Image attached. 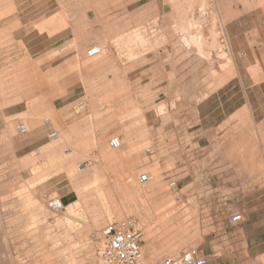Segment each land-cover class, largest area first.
Returning a JSON list of instances; mask_svg holds the SVG:
<instances>
[{
    "label": "rangeland",
    "instance_id": "374dc122",
    "mask_svg": "<svg viewBox=\"0 0 264 264\" xmlns=\"http://www.w3.org/2000/svg\"><path fill=\"white\" fill-rule=\"evenodd\" d=\"M263 116L264 0H0V264H103L100 231L124 220L143 264H264L234 199L264 191Z\"/></svg>",
    "mask_w": 264,
    "mask_h": 264
},
{
    "label": "built area",
    "instance_id": "2783aa9c",
    "mask_svg": "<svg viewBox=\"0 0 264 264\" xmlns=\"http://www.w3.org/2000/svg\"><path fill=\"white\" fill-rule=\"evenodd\" d=\"M100 53L99 47H93L88 51L90 56H96ZM84 104L79 103L76 107L77 112L84 110ZM18 130L22 133L27 131L24 124L18 125ZM61 132L54 130L49 134L50 138H58ZM110 145L114 148L121 146L119 138H113ZM147 152L151 150L146 149ZM150 175L143 173L139 176V181L147 182ZM50 205L55 210H63L64 203L61 199H54ZM243 221L241 214L232 216L231 223L238 224ZM103 239L98 246V254L103 264H143L142 262V235L143 231L135 220H124L119 222H111L103 229ZM156 264H207L205 256L199 254L196 249H190L178 256L168 257Z\"/></svg>",
    "mask_w": 264,
    "mask_h": 264
},
{
    "label": "bare ground",
    "instance_id": "6f19581e",
    "mask_svg": "<svg viewBox=\"0 0 264 264\" xmlns=\"http://www.w3.org/2000/svg\"><path fill=\"white\" fill-rule=\"evenodd\" d=\"M143 27V26H142ZM185 27V26H184ZM188 27V26H187ZM186 27V28H187ZM185 28V29H186ZM201 28V27H200ZM183 28H181V30H182ZM201 30V29H200ZM183 31V30H182ZM189 31V30H188ZM189 33V32H188ZM198 33V32H197ZM192 34V33H191ZM204 36V35H203ZM186 37H188V36H186ZM139 38H141V37H139ZM184 38V37H183ZM205 38V37H204ZM193 39V38H192ZM191 39V40H192ZM132 40H134V39H132ZM206 41V40H205ZM201 42H202V39H201ZM210 42V41H209ZM144 43V42H143ZM202 43H204V42H202ZM206 45V44H205ZM99 47V46H98ZM100 48V47H99ZM104 48V47H103ZM129 48V47H128ZM188 48V47H187ZM214 48V47H213ZM102 50V49H101ZM198 50V49H197ZM211 50V49H210ZM200 53H203L204 51H203V49H202V51H201V49H200V51H199ZM147 53V52H146ZM200 53H198V54H200ZM100 54H102V53H100ZM216 54V53H215ZM103 56V55H102ZM200 56H201V54H200ZM203 56V55H202ZM212 56V55H211ZM98 57V56H97ZM98 60V59H97ZM100 60V59H99ZM196 60V59H195ZM198 60V59H197ZM219 62V61H218ZM202 64V63H201ZM216 64V63H215ZM204 65H206V63L204 64ZM209 66V65H208ZM203 67H205V66H203ZM215 67V66H214ZM210 69H212V68H210ZM220 69V68H219ZM222 69V68H221ZM213 70V69H212ZM216 71V70H215ZM212 72H214V70L212 71ZM218 73V72H217ZM215 74V73H214ZM62 135V134H61ZM122 147V146H121ZM120 148V147H119ZM96 173V172H95ZM96 178H97V175H96ZM108 178V177H107ZM113 178V177H112ZM97 182V181H96ZM94 183H92V184H90V185H92L94 188V190H93V193H96L95 194V196L96 197H104L103 198V201H104V199H105V202H106V200H107V202H106V205H107V208H112L113 206H115L114 205V203H113V201H112V199H113V197H112V199H111V201H109L108 199L111 197L110 195H111V189H110V187L113 185H110V187L108 188L107 187V189H109L108 191H106L105 190V188H104V185H99V183H97L96 185H93ZM109 185V184H108ZM107 185V186H108ZM118 185V184H117ZM120 185V184H119ZM89 186V185H88ZM121 186V185H120ZM86 187V186H85ZM115 187V186H114ZM113 187V188H114ZM123 187V186H122ZM87 188V189H86ZM85 189V191H87L88 189H89V191L91 190L90 189V187L88 188V187H86ZM112 188V187H111ZM127 188V187H126ZM97 189V190H96ZM121 189V188H120ZM119 189V190H120ZM96 190V191H95ZM124 190V189H123ZM121 191V190H120ZM120 191H118V193L120 194ZM109 192V193H108ZM90 193H92V191H90ZM89 194V193H88ZM79 195L82 197L83 196V192L82 191H79ZM85 195V194H84ZM87 195V194H86ZM90 195H92V194H90ZM89 195H87V197H88ZM92 197V196H91ZM91 197H90V199H91ZM93 197H94V195H93ZM119 197V196H118ZM83 198V197H82ZM95 198V197H94ZM117 198V197H116ZM93 199V198H92ZM98 199V198H97ZM52 200H54V199H52ZM89 201V200H88ZM99 201V200H98ZM146 201V200H145ZM147 201H150V199L148 198L147 199ZM51 202V201H50ZM109 202V203H108ZM121 202V201H120ZM132 202V201H131ZM81 203V202H80ZM113 203V204H112ZM121 203H123V202H121ZM144 203V202H143ZM50 204V203H49ZM78 204V203H77ZM76 204V206H80V205H77ZM86 204V203H85ZM94 204V203H93ZM150 204V203H149ZM44 205V204H43ZM144 205V204H143ZM84 206H86V205H84ZM100 206H102V205H100ZM148 206V205H147ZM73 207V206H72ZM103 207V206H102ZM96 208V207H95ZM98 208V207H97ZM69 209V208H68ZM77 209V208H76ZM75 209V210H76ZM99 209V208H98ZM119 209V208H118ZM71 210V213H72V211H73V209H70ZM78 210V209H77ZM92 210H95V209H93L92 208ZM109 210H111V209H109ZM114 211V210H113ZM120 211V210H119ZM123 211H125V210H123ZM70 212V211H69ZM77 212V211H76ZM89 212V211H88ZM176 212V211H175ZM106 213H107V215H108V212H107V210H106ZM114 212H112L111 214H113ZM123 213V212H122ZM121 213V214H122ZM49 214V213H48ZM119 214V213H118ZM158 214V220H159V224L160 225H164L165 223H169V222H171V220L174 218V221L177 219V221H175L176 222V225L178 226V225H182V224H184V223H186L187 222V219L184 217V215L183 214H178V213H173V212H171V211H169V210H164V211H162V212H158L157 213ZM95 215V214H94ZM103 215H105V214H103ZM107 215H105V216H107ZM93 217V216H92ZM109 217V216H108ZM96 218V217H95ZM103 218V217H102ZM59 221V219L57 218V219H55V221ZM95 221L97 220V219H94ZM97 222H98V220H97ZM149 225V224H148ZM146 233H147V236H148V238H149V236H151V230L149 229V228H147L146 229ZM100 232H102V231H100ZM151 251V250H150ZM153 252H154V250H153ZM148 259H149V257H148ZM154 261V259H150V260H147V263L148 264H151L152 262Z\"/></svg>",
    "mask_w": 264,
    "mask_h": 264
},
{
    "label": "crops",
    "instance_id": "0c3cea01",
    "mask_svg": "<svg viewBox=\"0 0 264 264\" xmlns=\"http://www.w3.org/2000/svg\"><path fill=\"white\" fill-rule=\"evenodd\" d=\"M257 85V83H254V87H256ZM248 104L249 108L253 110L254 120L256 121V117L258 116L256 114V103L252 104L249 102ZM258 121L264 122V116L258 119ZM247 168L255 169L256 164H250L249 162L247 164ZM234 199H236L237 201H245L247 204L246 209L248 210L249 222L247 221V224L244 228H264V191H261L260 188L257 190V188L254 187L253 189H249L248 191L239 193L236 197H234ZM260 202H262V204ZM253 217L254 219H251Z\"/></svg>",
    "mask_w": 264,
    "mask_h": 264
}]
</instances>
